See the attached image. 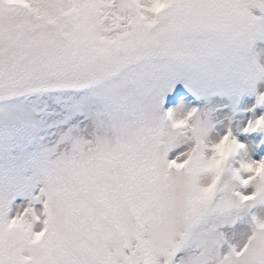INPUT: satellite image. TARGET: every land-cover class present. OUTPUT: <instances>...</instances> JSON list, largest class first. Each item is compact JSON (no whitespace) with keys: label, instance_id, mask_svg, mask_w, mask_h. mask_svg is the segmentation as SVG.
<instances>
[{"label":"snow or ice","instance_id":"1","mask_svg":"<svg viewBox=\"0 0 264 264\" xmlns=\"http://www.w3.org/2000/svg\"><path fill=\"white\" fill-rule=\"evenodd\" d=\"M261 53L264 0H0V264H264V155L210 139Z\"/></svg>","mask_w":264,"mask_h":264},{"label":"rangeland","instance_id":"2","mask_svg":"<svg viewBox=\"0 0 264 264\" xmlns=\"http://www.w3.org/2000/svg\"><path fill=\"white\" fill-rule=\"evenodd\" d=\"M260 61L264 63V53L260 54ZM264 94V80L257 81L255 85V93L252 91H245L241 94L239 101L236 105L235 113L233 114L230 109H224L221 114L217 116L220 123L216 124L214 130L210 134V139L215 140L219 136H223L227 131L231 130L232 135L237 141L245 144L248 147L247 157L251 159H259L261 155H264V144L258 142L264 138V131L257 130L255 132H245L248 122L255 118L264 115V105L257 104V95ZM251 109V110H249ZM224 116L231 117L224 119ZM240 157L239 155L231 158L230 163L232 167H239ZM227 178L231 177V173L225 174ZM242 176L246 175L241 173ZM244 190V189H240Z\"/></svg>","mask_w":264,"mask_h":264},{"label":"clouds","instance_id":"3","mask_svg":"<svg viewBox=\"0 0 264 264\" xmlns=\"http://www.w3.org/2000/svg\"><path fill=\"white\" fill-rule=\"evenodd\" d=\"M262 116H264V115H262ZM237 155H239L240 160L243 158V154H237ZM237 155H236V156H237Z\"/></svg>","mask_w":264,"mask_h":264}]
</instances>
